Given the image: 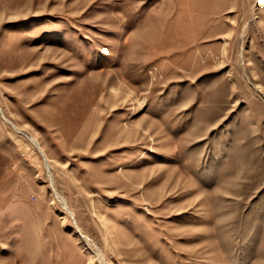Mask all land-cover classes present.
<instances>
[{"label":"rangeland","instance_id":"374dc122","mask_svg":"<svg viewBox=\"0 0 264 264\" xmlns=\"http://www.w3.org/2000/svg\"><path fill=\"white\" fill-rule=\"evenodd\" d=\"M0 108V264H264V0H0Z\"/></svg>","mask_w":264,"mask_h":264},{"label":"bare ground","instance_id":"6f19581e","mask_svg":"<svg viewBox=\"0 0 264 264\" xmlns=\"http://www.w3.org/2000/svg\"><path fill=\"white\" fill-rule=\"evenodd\" d=\"M0 110H1V108H0ZM0 113H1V112H0ZM3 117H4V119L7 120V118L4 116V114H3ZM16 130L19 131L18 128H17ZM29 139H30V140L32 141V143L36 146V148L39 150V152L45 157L46 161H48V163L50 164L49 160L46 158V155H45L44 151L42 150V148H41L40 144L38 143V141H37L35 138H29ZM46 166H47V168H48V164H47ZM59 199H60V202H61L63 208L66 209V211H68V210H67V207H68V206H67L65 200H64L63 198H59ZM66 206H67V207H66ZM102 256H103V255L100 254L99 259H100L101 262L104 260Z\"/></svg>","mask_w":264,"mask_h":264}]
</instances>
